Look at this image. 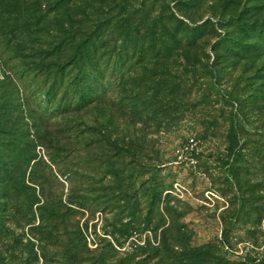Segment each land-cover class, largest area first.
Instances as JSON below:
<instances>
[{"label":"rangeland","instance_id":"1","mask_svg":"<svg viewBox=\"0 0 264 264\" xmlns=\"http://www.w3.org/2000/svg\"><path fill=\"white\" fill-rule=\"evenodd\" d=\"M89 37L75 66L104 90L43 118ZM0 95L40 156L33 210L0 203V264H264V0H0Z\"/></svg>","mask_w":264,"mask_h":264},{"label":"trees","instance_id":"2","mask_svg":"<svg viewBox=\"0 0 264 264\" xmlns=\"http://www.w3.org/2000/svg\"><path fill=\"white\" fill-rule=\"evenodd\" d=\"M93 39H82L78 45L79 49L78 54L75 52L70 55L71 59V67L72 70L70 71V78L66 81L68 86L64 85V70L63 66L59 63L55 64L54 71L55 72L54 77L52 78V81L48 84V82H45V79L41 82L44 83V85L41 87V92L45 97V104L46 107L42 108L43 118H48L55 116L57 114H61L67 111L71 110H77L81 108L83 105H87L93 101H95L96 98L99 97L100 92L104 90V87L101 81V75L97 73L98 70L93 69L92 66H86L87 61L80 65V68L77 69L75 66L80 60L84 59L82 57H87L90 62L94 61L92 54L89 52V47L92 43ZM135 49L139 46V43L137 44L134 42ZM142 51V49H139ZM80 53V56H79ZM86 60V59H85ZM43 69V68H42ZM76 70V71H74ZM51 72V71H50ZM72 95H71V93ZM75 93V94H74ZM74 94V95H73ZM80 94V95H79ZM76 96H78L76 98ZM71 97H74L75 99H71ZM2 96L0 95V99ZM75 100V102H73ZM3 105V102L0 101V109ZM1 124H7L5 121H3L0 118V125ZM35 126V124H34ZM229 135L231 144L234 146L238 143V130H237V124L236 120L233 116L230 117L229 121ZM17 130V131H16ZM13 130L9 129V127H1L0 126V197L3 198L0 203H3L5 205V209L9 204H11L13 201L16 200V198L20 197L21 195L25 197V200L19 205V210L26 211V209H32V199L28 200V198H31L32 195L36 196V193H31L29 191V187H31V184L33 180H31V177H35L34 168L32 167L33 164H36L39 162L40 156L35 151V146L30 142V140H26L25 134H23L19 128ZM37 129L34 127L33 132ZM36 135V133H33ZM37 138V137H36ZM34 139V138H31ZM29 141V142H28ZM112 152H115L114 150ZM100 154H103V152H100ZM103 156L105 157L106 166L108 174H112L113 176L119 177V173L117 170L114 169L112 166L114 164V159L112 156L111 159V153L108 154V152L104 153ZM7 157V160H6ZM9 159H12L11 162L15 161V165L18 169L15 170V174L10 172V166ZM31 164V167L28 172V177H22V174H25V171L27 170L28 166ZM23 165H25V168L22 169ZM79 168V167H78ZM77 172V171H76ZM30 178V179H29ZM20 195V196H19ZM25 202V203H24ZM69 202V201H68ZM82 202V201H80ZM76 206H81L80 203L70 202ZM72 206V205H71ZM37 207V214H38V222L37 226L41 224L42 227H44L47 222L46 220L51 219L53 215H56L57 210H51L50 208H47L45 205L42 206H36ZM40 207V209H39ZM35 210V213H36ZM230 221L227 222V224L224 225L222 228V239L225 241H229V229H230ZM40 226V227H41Z\"/></svg>","mask_w":264,"mask_h":264}]
</instances>
